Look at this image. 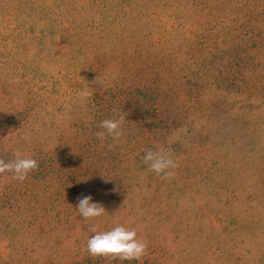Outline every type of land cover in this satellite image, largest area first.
Segmentation results:
<instances>
[{
    "label": "rangeland",
    "instance_id": "374dc122",
    "mask_svg": "<svg viewBox=\"0 0 264 264\" xmlns=\"http://www.w3.org/2000/svg\"><path fill=\"white\" fill-rule=\"evenodd\" d=\"M160 148L167 179L142 159ZM14 149L38 167L0 174V264H264V0H0ZM82 195L106 212L81 218ZM117 224L139 261L87 252Z\"/></svg>",
    "mask_w": 264,
    "mask_h": 264
},
{
    "label": "clouds",
    "instance_id": "9594fccd",
    "mask_svg": "<svg viewBox=\"0 0 264 264\" xmlns=\"http://www.w3.org/2000/svg\"><path fill=\"white\" fill-rule=\"evenodd\" d=\"M100 128L103 131L96 133L99 138L107 135L116 139L121 136L120 119H104L100 122ZM22 139L29 143L30 135L26 133ZM13 157L9 161L0 159V174L10 173L11 179L23 182L28 174L38 167L37 161L17 149L13 150ZM142 159L149 171L162 178L167 179L175 174L177 163L163 148L145 151ZM75 209L85 220L101 217L106 212L100 202L93 201L91 195L80 196ZM89 231L94 233L86 241V250L91 256H110L122 261H139L145 254L146 242L137 238L134 229L130 230L117 224L108 231H97L96 226L92 225Z\"/></svg>",
    "mask_w": 264,
    "mask_h": 264
}]
</instances>
